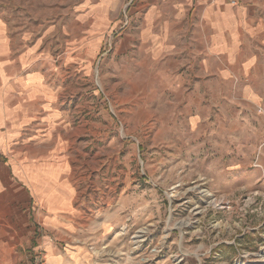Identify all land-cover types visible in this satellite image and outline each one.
<instances>
[{
	"label": "rangeland",
	"instance_id": "rangeland-1",
	"mask_svg": "<svg viewBox=\"0 0 264 264\" xmlns=\"http://www.w3.org/2000/svg\"><path fill=\"white\" fill-rule=\"evenodd\" d=\"M150 10L0 0V23L42 41L46 78L61 89L38 107L30 149L0 151V178H13L0 208H29L21 190L42 204L67 198L74 226L57 240L18 215L20 229L0 231V264L41 253L50 264L46 235L75 254L70 264H264V62L216 76L182 36L160 45Z\"/></svg>",
	"mask_w": 264,
	"mask_h": 264
},
{
	"label": "crops",
	"instance_id": "crops-1",
	"mask_svg": "<svg viewBox=\"0 0 264 264\" xmlns=\"http://www.w3.org/2000/svg\"><path fill=\"white\" fill-rule=\"evenodd\" d=\"M236 1L237 3H233ZM151 6L148 14L151 24L162 26L154 34L160 45L163 40L182 36L185 47L192 48L191 53L199 56L205 70L216 76L223 72V67L241 68L250 74L255 65L264 62V0H141ZM172 6L177 13L161 17L159 8ZM188 11V14L186 13ZM1 24V23H0ZM0 27V151H14V144L23 143L22 149H30L31 135H38L32 130L38 126L37 117L41 115L38 107L45 103L58 102L61 95L59 84L52 82L45 75V51L42 41L29 42L22 35L15 36L5 24ZM28 40V41H27ZM175 48V46H172ZM206 57V58H205ZM223 64L222 66L220 64ZM219 64V66H212ZM237 66V67H236ZM225 69V68H224ZM55 70L53 71V74ZM39 128V127H38ZM0 165L4 157L0 154ZM30 160V158L28 157ZM13 178H0V184L12 183ZM28 208H21L15 213L12 203L0 208V231L21 228L20 215H28L30 222L40 229L58 234L55 239L66 238L73 230V221L67 214L66 203L50 204V201L38 203L33 200L37 194L20 191ZM58 192L55 198H61ZM11 195V196H10ZM69 195V194H68ZM17 194L10 193L12 200ZM41 197L48 199L46 194ZM71 198V197H70ZM69 199V197H68ZM22 212V213H21ZM19 215V216H18ZM48 236V237H46ZM39 240V246L45 244L50 264L73 263L72 251H60L49 235Z\"/></svg>",
	"mask_w": 264,
	"mask_h": 264
},
{
	"label": "built area",
	"instance_id": "built-area-1",
	"mask_svg": "<svg viewBox=\"0 0 264 264\" xmlns=\"http://www.w3.org/2000/svg\"><path fill=\"white\" fill-rule=\"evenodd\" d=\"M210 2H215L217 0H209ZM233 3H237L236 1H233ZM37 264H47L46 262V254L41 253V259L39 260V262Z\"/></svg>",
	"mask_w": 264,
	"mask_h": 264
}]
</instances>
